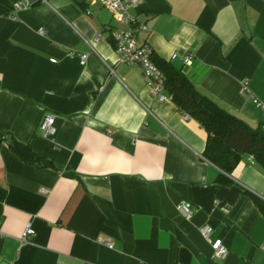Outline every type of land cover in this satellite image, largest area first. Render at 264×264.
Masks as SVG:
<instances>
[{"label": "crops", "instance_id": "crops-1", "mask_svg": "<svg viewBox=\"0 0 264 264\" xmlns=\"http://www.w3.org/2000/svg\"><path fill=\"white\" fill-rule=\"evenodd\" d=\"M20 1L0 0V264H264L252 198L264 202V172L251 157L229 184L216 181L201 126L117 64L119 24L99 2L24 0L13 12ZM130 14L154 56L249 126L264 124V0H142ZM186 52L190 66L170 61ZM46 114L52 138L38 130ZM8 139L54 168L23 163ZM27 224L35 235L22 244ZM207 225L228 250L222 262L199 232Z\"/></svg>", "mask_w": 264, "mask_h": 264}, {"label": "trees", "instance_id": "trees-1", "mask_svg": "<svg viewBox=\"0 0 264 264\" xmlns=\"http://www.w3.org/2000/svg\"><path fill=\"white\" fill-rule=\"evenodd\" d=\"M152 61L163 74V91L170 96L178 112L196 121L205 131L203 158L219 170L216 180L218 183L229 184L228 176L242 156L251 157L264 172V124L249 126L198 91L181 69H176L154 55ZM4 136L0 134V139ZM9 149L27 165L39 169L54 168L49 160L35 154L30 144L23 145L12 140ZM252 198L259 211L264 214V202Z\"/></svg>", "mask_w": 264, "mask_h": 264}, {"label": "built area", "instance_id": "built-area-1", "mask_svg": "<svg viewBox=\"0 0 264 264\" xmlns=\"http://www.w3.org/2000/svg\"><path fill=\"white\" fill-rule=\"evenodd\" d=\"M79 3L88 5L93 2H99L108 12L112 14L119 26L115 27L110 33V39L113 44V50L117 57V64L128 68H138L141 71L144 83L151 96L157 100H163L161 93L163 91V74L156 67L153 58V51L147 42L140 43L138 37L140 34H149L147 26L139 21L130 11L141 5L142 0H77ZM29 8L26 1H20L12 5L13 12H20ZM39 34H43L40 30ZM98 40L100 37L97 38ZM87 59V55L81 56V63ZM170 61H178L182 66H190L193 62V55L186 52L183 56L174 54ZM112 73L113 71L109 69ZM261 110H264V104H258ZM183 120H187L186 115H182ZM39 132L46 138H52L56 133L55 116L46 114L43 116L39 127ZM46 194L45 190L40 191ZM177 211L182 218L189 221L194 214L193 205L183 201L177 206ZM201 236L210 243L212 248V259L216 262L224 261L228 256V250L220 240H213V229L209 225L199 229ZM35 231L31 224H27L22 234L20 242L28 243L33 238ZM2 234L0 233V238ZM111 247V245H109Z\"/></svg>", "mask_w": 264, "mask_h": 264}, {"label": "water", "instance_id": "water-1", "mask_svg": "<svg viewBox=\"0 0 264 264\" xmlns=\"http://www.w3.org/2000/svg\"><path fill=\"white\" fill-rule=\"evenodd\" d=\"M7 143H8V144H10V143H11V140H10V139H8V140H7Z\"/></svg>", "mask_w": 264, "mask_h": 264}]
</instances>
